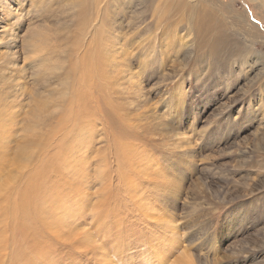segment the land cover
<instances>
[{"label":"rangeland","instance_id":"rangeland-1","mask_svg":"<svg viewBox=\"0 0 264 264\" xmlns=\"http://www.w3.org/2000/svg\"><path fill=\"white\" fill-rule=\"evenodd\" d=\"M66 1L52 0L62 19L75 12ZM113 1L100 18L110 41L116 43L103 51L100 69L118 70L125 80L115 88L132 90L112 94L104 88L99 108L101 120L108 121L111 129L118 123L114 136L123 149H118L119 161L114 152L101 154L103 129L90 127L92 146L75 166L87 167L89 177L86 188L76 193L81 206L72 205L83 211L82 218L76 223L59 221L58 215L47 220L52 218L59 228H43L41 260L46 264H264V255L251 262L248 251L264 249V0H137L136 13H131L133 7L124 8L129 0ZM10 2L11 9L0 8V28L12 21L18 46L24 38L21 34L36 24L30 16L20 18L19 11L38 2ZM86 3L88 12H93L95 5ZM62 25L49 23L58 34ZM4 49L0 48V64L5 61ZM9 52L21 68V49L10 47ZM29 75L28 71L19 74ZM5 77L0 72V84ZM110 79L114 81V74L108 73L102 83ZM179 87L183 96L176 102L171 96ZM134 90L142 94L136 102ZM17 115L16 110L3 118ZM0 145L6 146L4 140ZM0 160V177L6 178L10 168ZM16 169L22 171L17 165ZM50 175L61 185L60 178ZM5 178H0V185ZM146 185L149 191H143ZM64 194L69 197L70 191ZM136 201L146 204L147 213L133 206ZM67 208L59 205L49 211L69 213ZM48 245L53 250L47 262L43 254Z\"/></svg>","mask_w":264,"mask_h":264},{"label":"bare ground","instance_id":"bare-ground-1","mask_svg":"<svg viewBox=\"0 0 264 264\" xmlns=\"http://www.w3.org/2000/svg\"><path fill=\"white\" fill-rule=\"evenodd\" d=\"M10 1L13 0H0V8L11 9ZM35 1L38 3L32 2V5H35L19 11L23 13L20 15L23 20L30 16L31 20L34 19L36 22V24L33 22L35 24L32 25L33 27L30 26L32 28L25 30V35L21 34L24 38L20 41V45H16L19 35L16 36V32H12L14 30L10 26L12 21L0 28V48H5V61L0 64L3 65L2 68L0 67V72L1 75H7L0 84V100L4 102L2 106L0 105V127L3 128V131L0 129L3 132V135L0 134V141L4 140L6 144L4 147L0 145V159H4L3 165L10 168L9 172H6V178L0 177L5 178V182L0 185V194H2L0 204L3 203L0 209V264H46L41 260L42 250L39 249L40 243L44 241L41 240V234L44 235L45 232L43 228L51 231L58 227V224L53 223L52 220L56 215L62 217L59 221L64 218L65 221L72 220L75 223L82 218L80 215L83 211L76 210L72 205L77 202L78 206H81L79 202L82 198L76 197V193L77 190L85 187L89 177L87 167L83 165L77 169L75 166L85 159L82 156L83 151L92 146L90 140L92 137L89 136L94 131L90 127L96 128V125H100L103 129L105 146L101 154L114 152L115 159L119 161L118 149H123L120 138L114 136L119 130L118 123L117 127L111 129L108 121L101 120L99 108L101 93L104 88H109L112 94H131L132 90L127 87L125 92V87L119 89L120 91L115 88L114 85L125 80L117 69V71L110 68H107V71L100 69L103 51L116 43L114 40L110 41L111 37L105 29L106 25L100 18L102 14L104 15V11H108L105 8L112 4L110 0L102 6L104 0H75L76 3L67 0L66 6L75 7V12L74 15H67L64 19L63 16H59L61 14L59 9L55 12L52 8V0ZM87 1L95 5L91 13L88 12L91 9H87L89 7L86 5ZM136 1H125L124 8L133 7L131 13H136L139 6ZM41 3L44 5L39 7ZM113 3L118 4L119 0H114ZM17 6L21 8V5ZM121 6V4L117 5L119 8ZM67 8L64 7V13H68ZM116 11V7L113 6L112 12ZM59 19L61 21H58ZM50 22L52 26L56 23L63 24L62 33L58 34L60 32L49 27ZM41 29L49 31L46 34L37 31ZM10 47L21 49V68L13 61V54L9 52ZM26 71L30 73L28 77L19 76ZM108 73L114 74V81L110 79V82L104 84L102 82ZM21 81L26 86L22 87ZM132 93L135 102L142 96L137 90ZM182 96V88L173 89L171 96L173 100L178 102ZM142 107L144 104L141 102L140 108ZM16 110L18 118L21 115L23 118H3L5 114L14 115ZM18 125H20L19 130H13L14 126ZM15 136L16 138L13 139ZM52 150L56 151L57 155L56 152L52 154ZM125 150L129 157L132 156L128 149ZM16 165L19 172L22 170L20 173L17 172ZM51 172L61 179L60 183L65 187L64 189L50 179ZM99 175L94 176L99 177ZM148 189L146 185L143 191H149ZM57 191L62 192V195H58ZM66 191H70L69 197L64 194ZM134 196L130 195V197ZM140 204L136 201L133 206L141 210L142 214L147 213L146 204L143 203L142 206ZM59 205H68L69 213L49 211V207ZM50 217H52L51 222L47 221ZM70 227L72 226H69V229ZM61 232L58 235L65 239V235L61 236ZM7 234L11 238L10 241L6 240ZM110 236L108 238L113 239ZM156 243L161 245L159 241ZM50 250H53L52 245L51 247L48 245L43 254L47 262ZM248 251L252 254L251 262L257 261L264 255V249L255 247Z\"/></svg>","mask_w":264,"mask_h":264}]
</instances>
